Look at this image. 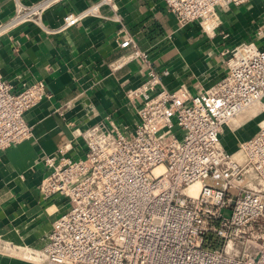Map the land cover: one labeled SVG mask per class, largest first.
Listing matches in <instances>:
<instances>
[{
    "label": "built area",
    "instance_id": "obj_1",
    "mask_svg": "<svg viewBox=\"0 0 264 264\" xmlns=\"http://www.w3.org/2000/svg\"><path fill=\"white\" fill-rule=\"evenodd\" d=\"M248 1L166 3L181 27L198 23L213 38L222 24L219 7ZM51 2L19 4L0 32L40 23ZM104 6L113 17L102 14ZM89 16L111 18L125 33L116 0L66 13L55 31ZM119 45L149 67L127 94L138 122L81 131L82 158L70 156L68 145L44 156L48 172L40 192L45 199L63 197L67 206L41 256L47 264H264V121L240 141L241 157L222 140L225 125L264 98V45L249 40L223 49L226 73L195 94L168 89L132 35ZM47 95L43 80L16 89L0 73V150L32 135L25 113Z\"/></svg>",
    "mask_w": 264,
    "mask_h": 264
},
{
    "label": "crops",
    "instance_id": "obj_2",
    "mask_svg": "<svg viewBox=\"0 0 264 264\" xmlns=\"http://www.w3.org/2000/svg\"><path fill=\"white\" fill-rule=\"evenodd\" d=\"M40 1L0 0V26L19 4ZM96 1L50 0L40 23L28 21L0 32L3 79L16 89L43 80L48 93L25 113L32 135L0 150V264H47L41 251L67 203L60 196L45 199L40 192L48 172L44 156L68 145L70 156L82 158L81 131L111 123L133 128L138 122L135 102L127 94L142 83L149 67L131 48L119 45L126 34L149 53L168 89L186 87L191 94L224 76L223 49L249 40L264 45V0L219 7L222 24L213 38L198 23L181 27L166 0H116L125 33L117 21L101 16L55 31L66 13ZM101 11L115 14L106 6Z\"/></svg>",
    "mask_w": 264,
    "mask_h": 264
},
{
    "label": "rangeland",
    "instance_id": "obj_3",
    "mask_svg": "<svg viewBox=\"0 0 264 264\" xmlns=\"http://www.w3.org/2000/svg\"><path fill=\"white\" fill-rule=\"evenodd\" d=\"M263 121L264 98L225 125L222 133L225 149L241 157L242 153L238 148L240 141L252 135Z\"/></svg>",
    "mask_w": 264,
    "mask_h": 264
},
{
    "label": "bare ground",
    "instance_id": "obj_4",
    "mask_svg": "<svg viewBox=\"0 0 264 264\" xmlns=\"http://www.w3.org/2000/svg\"><path fill=\"white\" fill-rule=\"evenodd\" d=\"M199 189H200V184L199 183H195L194 185L191 186V192L193 194H197Z\"/></svg>",
    "mask_w": 264,
    "mask_h": 264
}]
</instances>
